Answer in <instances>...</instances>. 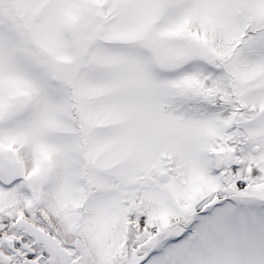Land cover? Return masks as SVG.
<instances>
[{"label":"snow or ice","instance_id":"snow-or-ice-1","mask_svg":"<svg viewBox=\"0 0 264 264\" xmlns=\"http://www.w3.org/2000/svg\"><path fill=\"white\" fill-rule=\"evenodd\" d=\"M0 264H264V0H0Z\"/></svg>","mask_w":264,"mask_h":264}]
</instances>
